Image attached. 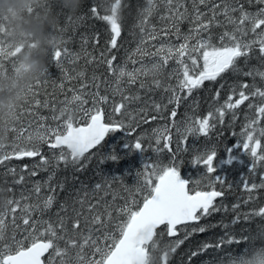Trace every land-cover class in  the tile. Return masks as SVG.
Wrapping results in <instances>:
<instances>
[{
    "label": "trees",
    "instance_id": "16d2710c",
    "mask_svg": "<svg viewBox=\"0 0 264 264\" xmlns=\"http://www.w3.org/2000/svg\"><path fill=\"white\" fill-rule=\"evenodd\" d=\"M226 2L237 8L243 5L249 12L264 7L250 0ZM175 3L183 5L181 12L187 10L183 19L169 11L166 0H152L151 15L145 12L149 7L148 0H26L19 14L15 0H11L7 8L0 3V156L13 149L18 151L38 145L41 155L48 160L47 165L41 164L39 156L13 158L0 164V251L6 247L13 251L18 246L27 247L33 238H51L45 234L48 223L59 228V220L63 219L71 228L78 212L80 231L96 241L94 246L84 245V264L97 260L99 254L95 253V247L107 248L112 238H119V226L127 220L126 209L141 207L147 192L143 178L145 164L167 165L171 159L167 150L156 152L155 129L168 127L173 152L177 147L186 149L177 153L176 162L182 177L189 180L190 190H204L209 183L206 170L194 168L190 163L195 154L214 146L217 162L222 161L227 156L226 148L242 139L241 132L255 115V108L249 109L248 104L257 107L264 104V100L250 95L253 88L245 90L249 100L243 105L225 109L222 124L216 114L217 119L210 121L216 127L207 137L189 136L185 144L181 142L177 128L183 131L189 117L202 119L209 111L223 106L227 97L233 95V86H237L233 102L239 98L240 84H255L264 90V78L258 75L264 72L258 46L247 60L239 59L237 67L242 69L241 72L222 73L216 81H205L191 94L186 89L181 90L177 76L171 75L173 69L180 70L176 59H170L155 73H137L134 82L125 76L118 84L116 74L108 69L106 61L113 56L116 57L114 68L123 67L126 71L139 69L142 65L151 68L159 61V56L152 54L162 43H183L177 37V27L181 37L187 35L195 26L196 10L206 14L204 19L210 18V9L214 4H221V0H207L206 5L199 4L198 0L195 4L193 0H175ZM93 5L97 7L96 13L91 11ZM222 10L221 4L217 13ZM233 15L238 17L239 12ZM103 16L120 18L121 36L116 48L110 46V25ZM217 20L219 25L214 23L209 32L202 33L205 37L210 34L216 44L224 31L233 30L223 15H217ZM252 38L254 34L249 33L245 39ZM60 40L63 43L59 47L62 51L66 48L67 55H62L57 63L52 52ZM29 61L39 62L42 69L30 68ZM248 71L253 75H243ZM96 93L108 97L107 103L98 105L105 111L107 121L122 120L135 130L131 135L127 130L109 132L108 137L81 157L76 165L57 161L61 149H51L47 143L37 140L36 132L58 125L62 129L68 115H72L74 124L86 122L84 113L79 110L80 102L69 101L79 95L87 100L83 107L88 109L94 100H98ZM175 96L179 97L178 102ZM124 97L129 99L125 101ZM132 97L138 99L133 101ZM170 98L172 103H169ZM122 102L126 107L121 113L113 112V107ZM156 104L160 105L159 110L154 107ZM173 109L177 112L175 118L171 117ZM258 127L264 128V119ZM137 138H141L142 152L125 147ZM260 139L264 150V137ZM160 147H163V141ZM64 151L67 153V149ZM113 154L118 158L109 159ZM233 154L239 155L237 162L230 166L221 163L218 167V174L226 180L224 185H215L217 190L224 192L215 202L220 211L202 217L198 224L179 227L178 235L173 238L166 232L161 236L158 229L148 249L147 264H163L165 255L169 256V264H264V215H253L264 207V188L251 193L243 189L244 178L249 185L261 182L264 167L258 165L253 175L248 172L250 158L239 151ZM10 170H14V174ZM33 171L35 175H31ZM97 184L101 186L99 189ZM37 185H40L38 193L35 191ZM48 196L53 197V203L44 208ZM11 199L20 201V207L14 213L11 208L16 205H10ZM24 205L29 206V212L21 211ZM234 205L239 207L234 208ZM96 216H99V222H94ZM25 218H29L27 225L23 222ZM201 226L206 228L204 232L192 231ZM41 234L45 235L42 237ZM180 240L183 243L171 252L170 244L175 246ZM59 246L64 248V243L60 242ZM75 257L76 250H70L65 259L71 258V264H78ZM60 260L51 249L46 263L60 264Z\"/></svg>",
    "mask_w": 264,
    "mask_h": 264
},
{
    "label": "snow or ice",
    "instance_id": "6c2138e0",
    "mask_svg": "<svg viewBox=\"0 0 264 264\" xmlns=\"http://www.w3.org/2000/svg\"><path fill=\"white\" fill-rule=\"evenodd\" d=\"M199 4L206 5L207 0H198ZM256 4L264 5V0H250ZM149 7L145 9L148 15H151L153 11L152 0H148ZM169 11L177 16L179 19L185 17L186 9L184 12L180 11L183 7L182 4L175 3V0H166ZM196 3V0H193ZM223 5L221 13H217V9ZM221 4H214L210 9L212 15L210 18L204 19L205 13L196 10V14L193 17L194 27L190 29L187 35L180 36V30L177 27L176 33L178 39H182L183 43L179 44H164L162 43L157 52L153 53L154 56H159V61L154 62L151 68L141 66L139 69L133 71H126L125 68H114L113 60L116 57H112L107 60L108 69L110 72L116 74V80L119 84L122 77H129L130 81L134 82L137 73L147 75L149 72L155 73L159 71L164 65L168 64L170 59H176V63L180 70L173 69L171 75L177 76L178 87L181 90L186 89L189 94L194 89L200 88L205 81H216L222 73L232 70L233 72H241L242 69L237 67V63L240 58L247 60L250 53H253L254 48L258 46V52L260 59L264 62V7H260L256 12L247 11L243 5L232 7L226 0H221ZM93 13H96L97 7L93 5L91 8ZM239 12V16L236 17L233 13ZM217 15H223L227 23L233 26L232 31H224L219 37V43H213L212 36L209 34L207 37L202 33L209 32L210 28L215 23L219 25ZM103 20L107 21L110 25V46L111 48L117 47V40L121 36V25L118 22L119 19L111 16H103ZM143 23V21H142ZM250 25V27H249ZM258 29L261 31L257 32ZM249 33L254 34V38L245 39L249 36ZM152 38H155L154 36ZM195 40V43L191 41ZM63 41L60 40L57 47L52 52V58L57 63L60 62L62 55H67V49H60L59 45ZM202 61V63H201ZM190 62V63H189ZM182 71V78H181ZM245 76H252L253 72H243ZM262 78H264V72H259ZM144 85L141 84V87ZM157 86L159 82L157 81ZM253 88L250 95L252 97H259L264 100V90L256 87L255 84H240L238 91V99L233 102V95L237 93V86H233L232 93L229 95L224 105L215 108L214 112L209 111L204 118L193 119L189 117L188 123L183 129L177 128V133L181 136V142L187 143L188 137H196L199 135L207 137L209 132L216 127L215 123L210 121L216 120L218 114L219 122L222 124L225 116V109L232 110L237 109L249 100V95H246L245 90ZM98 100L93 101L91 108L85 109L84 104H87V100H83L81 96L74 95L72 101L69 103L79 101V110L84 113L86 122L84 126H79V122H75L72 115H68L67 119L63 123V127L57 126L54 129H45L44 131L36 132V139L42 143L49 144L51 149H61V152L57 161H63L65 164L71 163L76 165L79 163L80 158L85 155L90 149L100 145L104 140L106 134L112 131H124L127 130V134L131 135L135 130L132 125L125 124L122 120L106 121L104 110L98 106L101 103H107V96H100L96 93ZM219 97V92H217ZM129 98L124 97L127 101ZM133 101L138 97H132ZM174 99L178 102L179 97L175 96ZM173 99H169V103H172ZM39 104V101H37ZM126 107L125 103L117 104L113 107V112L121 113V110ZM154 107L159 110L160 105L156 104ZM249 109L255 108V115L245 125L244 130L241 132L242 139L237 141L231 147L226 148L227 156L222 161L217 162V150L213 146L210 149H205L198 154H195L190 161L191 165L195 167H202L205 169V177L209 180L204 190H190L189 180L182 179L180 175V168L176 162V156L181 149L177 147L176 152L172 149V136L167 126L159 129H155V143L157 145L156 152H162L167 150L171 154V159L167 165L145 164V173L143 174L144 186L146 187V195L143 197L142 207L138 210L126 209L127 220L119 226V238H112V243L107 248L95 247V253L99 254V259L89 260L87 264H133L130 257V251L132 248V241L138 228L144 223L149 221H160L157 225V229H160V235L163 236L166 232L168 237L177 235L180 225L198 224L202 217L211 215L213 212L220 211V207L216 205V200L224 195L222 190H217L216 184L224 185L226 180L223 176L218 174V167L221 163L230 166L234 162L238 161L237 154H233L234 151L243 152L245 156L249 157L248 172L255 175L257 166L264 167V150H262V143L260 137H264V128L258 127L260 120L264 119V104L255 106L253 103L248 104ZM65 109L64 111H66ZM64 112H61L63 115ZM177 112L175 109L171 112V117L175 118ZM53 119H59V117H53ZM259 133V136L256 133ZM50 135L54 138L50 140ZM32 137L30 136L29 139ZM161 141H163V147H160ZM125 147L129 149H135L137 151H143L141 138H137L134 143H126ZM67 149L65 153L64 149ZM41 158V164L47 165L48 160L41 155V150L38 145H33L30 148H19L17 151H13L9 154L0 156V164L10 159H23L25 157H37ZM69 157L71 159H69ZM109 159H117L118 157L113 154ZM180 163H183L182 161ZM151 169V171H148ZM13 171L14 170H10ZM33 171L31 175H35ZM215 174V175H213ZM139 175V173H138ZM155 178V182L153 181ZM24 177L21 176L20 180L23 181ZM99 184L96 188H100ZM230 187V186H229ZM258 188H264V176L261 177L259 184L253 182L249 185L246 178L243 179V189L251 193ZM11 190V189H10ZM35 191H40V185H37ZM249 199H252L249 196ZM53 203V197L48 196L44 202V208H49ZM15 204L16 207L11 208V212H16L20 207L19 200L11 199L10 205ZM38 207V206H35ZM234 208H238L239 205H234ZM22 212H29V206L24 205L21 209ZM80 213L77 212V219L72 223L71 228L63 220H59V228H56L52 223H48L45 228V234L51 238H33L30 246L23 247L18 246L14 251L10 248H5L4 251H0V264H44L42 259L45 253L53 250L57 257H60V264H71V258L69 257L70 250H76L75 260L78 264H84V245L94 246L96 241L91 238V235L84 236L80 231L79 217ZM253 215H264V207H261L258 212ZM30 218V216H29ZM29 218L24 219V224L29 223ZM87 219V218H86ZM99 216L93 218L94 222H99ZM205 227L201 226L193 228V232H204ZM45 234H41L42 237ZM83 241L81 243L80 241ZM60 242L64 243V248L59 246ZM183 240L177 241L175 246L170 244V251L175 252L176 247L182 244ZM193 256L196 253L192 254ZM163 264H169V256L165 255Z\"/></svg>",
    "mask_w": 264,
    "mask_h": 264
},
{
    "label": "water",
    "instance_id": "95a60500",
    "mask_svg": "<svg viewBox=\"0 0 264 264\" xmlns=\"http://www.w3.org/2000/svg\"><path fill=\"white\" fill-rule=\"evenodd\" d=\"M80 126H84V125H80ZM159 222L160 221H155V222L149 221V222L144 223L142 226L138 228L137 232L135 233L133 237L132 248L130 251V257L133 261V264H145L146 263L147 258H148L147 246H149L154 240L155 233L157 231V225ZM49 252L45 253L44 257L42 258L44 260V264H45V257L49 254Z\"/></svg>",
    "mask_w": 264,
    "mask_h": 264
},
{
    "label": "clouds",
    "instance_id": "9594fccd",
    "mask_svg": "<svg viewBox=\"0 0 264 264\" xmlns=\"http://www.w3.org/2000/svg\"><path fill=\"white\" fill-rule=\"evenodd\" d=\"M11 2V0H0V3H2L3 7L7 8L8 4ZM78 2V0H77ZM26 3V0H15V4L17 6V12L19 14V10L22 9V6ZM29 67L33 68L36 71H39L42 69V65L39 62H31L29 61Z\"/></svg>",
    "mask_w": 264,
    "mask_h": 264
}]
</instances>
